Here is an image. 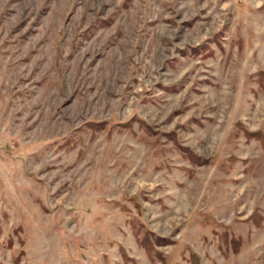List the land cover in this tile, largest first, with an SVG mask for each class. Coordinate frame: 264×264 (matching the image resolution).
Segmentation results:
<instances>
[{
	"label": "rangeland",
	"instance_id": "obj_1",
	"mask_svg": "<svg viewBox=\"0 0 264 264\" xmlns=\"http://www.w3.org/2000/svg\"><path fill=\"white\" fill-rule=\"evenodd\" d=\"M0 264H264V0H0Z\"/></svg>",
	"mask_w": 264,
	"mask_h": 264
}]
</instances>
